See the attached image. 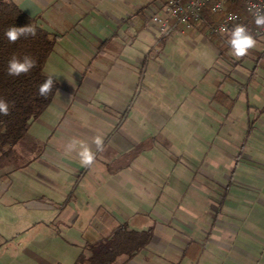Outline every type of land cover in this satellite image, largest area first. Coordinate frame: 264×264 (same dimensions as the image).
I'll use <instances>...</instances> for the list:
<instances>
[{"label": "crops", "instance_id": "crops-1", "mask_svg": "<svg viewBox=\"0 0 264 264\" xmlns=\"http://www.w3.org/2000/svg\"><path fill=\"white\" fill-rule=\"evenodd\" d=\"M13 1L59 35L57 89L0 170V264H73L122 223L151 237L115 264H264V39L235 59L205 23L161 37L150 0ZM98 135L90 168L66 151Z\"/></svg>", "mask_w": 264, "mask_h": 264}, {"label": "trees", "instance_id": "trees-1", "mask_svg": "<svg viewBox=\"0 0 264 264\" xmlns=\"http://www.w3.org/2000/svg\"><path fill=\"white\" fill-rule=\"evenodd\" d=\"M231 10L240 12L241 8ZM212 16L204 11V17L210 19ZM30 24L36 28L35 37H22L16 43H9L4 35L9 26L25 27ZM254 25L256 29L261 27L251 21L247 28ZM58 37L57 33L45 30L36 17L26 14L13 0H0V98H4L10 106L9 115L0 114V170L7 167L17 169L25 164L18 146H27L35 156L40 149V144L28 137L27 132L31 122L51 103L57 89L54 80L52 90L46 97L38 92L39 86L47 78L43 68ZM13 54L21 58L31 55L36 60V67L27 74L9 76L7 66ZM150 237V230L145 233L128 230L123 223L100 238L85 233L83 249L90 254L86 257L80 253L73 264H115L116 257L122 254L130 259L148 245Z\"/></svg>", "mask_w": 264, "mask_h": 264}, {"label": "built area", "instance_id": "built-area-1", "mask_svg": "<svg viewBox=\"0 0 264 264\" xmlns=\"http://www.w3.org/2000/svg\"><path fill=\"white\" fill-rule=\"evenodd\" d=\"M236 0H150V20L159 23V31L162 35H168L177 25L190 26L192 23H205L210 34L223 37L236 24L246 27L251 21H255L258 12L264 13V0H245L242 5L244 15L231 10L227 3ZM217 15L215 22H210L204 17V11ZM156 12H162L169 19H173L171 25L167 20L156 16ZM232 17L233 19H230ZM254 35H264V26L254 29Z\"/></svg>", "mask_w": 264, "mask_h": 264}, {"label": "clouds", "instance_id": "clouds-1", "mask_svg": "<svg viewBox=\"0 0 264 264\" xmlns=\"http://www.w3.org/2000/svg\"><path fill=\"white\" fill-rule=\"evenodd\" d=\"M34 14V13H33ZM230 19H233L230 17ZM255 23L257 26H264V13L258 12L255 16ZM9 43H16L20 38H27L29 36H36V28L32 24L25 27H17L15 25L9 26L4 33ZM256 39L251 34L249 29L243 24H236L229 33L228 44L231 49V54L237 58L244 57L248 51L256 46ZM36 67V60L31 55H24L22 58L13 54L8 61L7 74L9 76L18 77L21 74L29 73ZM54 84V77L48 75L46 80L39 86L38 92L42 97H46L52 90ZM0 114L7 116L10 114L9 103L0 98ZM95 150L86 142L73 139L66 145V151L71 152L76 150L79 145L78 156L81 166L90 168L96 161V153L103 151L104 141L102 136L93 138Z\"/></svg>", "mask_w": 264, "mask_h": 264}, {"label": "rangeland", "instance_id": "rangeland-1", "mask_svg": "<svg viewBox=\"0 0 264 264\" xmlns=\"http://www.w3.org/2000/svg\"><path fill=\"white\" fill-rule=\"evenodd\" d=\"M244 1L245 0H236V1H234V2H229V3H227V7H229V8H231V9H233V8H237V7H240V8H242V5H243V3H244ZM240 14H242V15H244V11L241 9L240 10V12H239ZM156 16L158 17V18H160V19H162L163 21L164 20H167V19H169L166 15H164L162 12H156ZM152 21V20H151ZM153 22L155 23V21L153 20ZM153 22H151V23H153ZM153 23V24H154ZM167 24H168V22H167ZM250 24V23H249ZM252 27V26H251ZM250 27V29H249V31L251 32V34L254 36V38L256 39V42L257 41H260L261 39H264V35H262V36H258V35H254L253 33V31H254V29H256V27H255V25H254V27H252L251 28ZM158 28H159V26H158ZM159 35L161 36V37H164V35L162 36V33L159 31ZM134 36V34H131L130 35V37H131V39H132V37ZM166 37V36H165ZM223 37H224V35H223ZM222 37V41L224 42L225 41V39L226 38H223ZM256 45H258V46H261L260 44H258V42L256 43ZM224 48H225V50L227 49V50H229V53L231 54V49H230V46L229 45H227V43L225 44V43H223V45H222ZM256 47V46H255ZM259 50V49H258ZM251 51H253V50H250V51H248L249 52V54L251 53ZM231 56L233 57V58H235V59H239V58H237V57H235V56H233L232 54H231ZM253 57H256V54L255 53H253V55H252ZM251 58V59H254V58ZM223 135L224 136H228V132H223ZM228 141V140H227ZM18 149V152L22 155V160L23 161H26L28 158H29V154H28V150H27V146H20V147H18L17 148ZM231 149L230 148H228V147H226V148H222V152H223V154L224 153H228L229 151H230ZM212 152V149H210V148H207V153H209V152ZM208 155V154H207ZM207 184H209L210 186H213L208 180H207Z\"/></svg>", "mask_w": 264, "mask_h": 264}]
</instances>
